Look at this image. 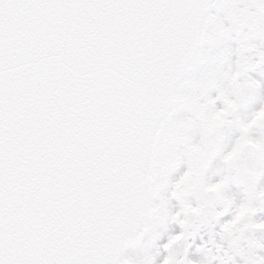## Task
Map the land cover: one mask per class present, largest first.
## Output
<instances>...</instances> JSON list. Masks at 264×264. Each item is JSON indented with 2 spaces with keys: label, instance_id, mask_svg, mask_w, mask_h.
I'll return each instance as SVG.
<instances>
[{
  "label": "snow or ice",
  "instance_id": "6c2138e0",
  "mask_svg": "<svg viewBox=\"0 0 264 264\" xmlns=\"http://www.w3.org/2000/svg\"><path fill=\"white\" fill-rule=\"evenodd\" d=\"M258 213L264 0H0V264H264Z\"/></svg>",
  "mask_w": 264,
  "mask_h": 264
},
{
  "label": "rangeland",
  "instance_id": "374dc122",
  "mask_svg": "<svg viewBox=\"0 0 264 264\" xmlns=\"http://www.w3.org/2000/svg\"><path fill=\"white\" fill-rule=\"evenodd\" d=\"M226 47H228V48H230L231 50L234 51V50L236 49L237 45H236L234 42H231V43L227 44ZM235 58H236L235 55H233L232 59L235 60ZM257 107H258V105H257ZM232 191H236V190L233 189ZM256 217L264 218V213H258ZM161 242H162V241H159V242H158V245H159ZM196 242H197V245H199V243H200L199 238H197ZM158 245H157V246H158ZM197 245H196V246H197ZM196 246H194L193 249H192V258H193L194 260H203V259H204L203 255L200 254V253H197V252H196V250H195V249H196ZM152 251L155 252V248H153ZM195 254H196V256H195ZM256 254H257V255H260V256H264V254H263V253H260L259 251H257ZM161 256H162V253H161L160 256L157 257L156 264H159V262H160V260H161ZM237 260L239 261V257H237ZM211 264H217V262H216L215 260H213V261L211 262Z\"/></svg>",
  "mask_w": 264,
  "mask_h": 264
},
{
  "label": "flooded vegetation",
  "instance_id": "af4514ba",
  "mask_svg": "<svg viewBox=\"0 0 264 264\" xmlns=\"http://www.w3.org/2000/svg\"><path fill=\"white\" fill-rule=\"evenodd\" d=\"M257 235L259 236L260 234H259V233H257ZM195 256H196V254H195ZM189 259H192V260H194V259L192 258V250H190V253H189Z\"/></svg>",
  "mask_w": 264,
  "mask_h": 264
}]
</instances>
